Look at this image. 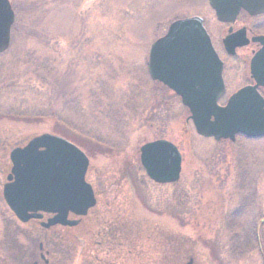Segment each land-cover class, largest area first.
I'll return each mask as SVG.
<instances>
[{
  "label": "rangeland",
  "instance_id": "obj_1",
  "mask_svg": "<svg viewBox=\"0 0 264 264\" xmlns=\"http://www.w3.org/2000/svg\"><path fill=\"white\" fill-rule=\"evenodd\" d=\"M11 2V45L0 53V264H264V138L199 135L181 98L147 70L171 23L215 24L208 0ZM43 133L90 159L98 204L77 239L20 221L3 196L5 155ZM158 138L182 152L176 183L154 182L141 164L140 147ZM253 225L262 248L235 254L233 236Z\"/></svg>",
  "mask_w": 264,
  "mask_h": 264
},
{
  "label": "water",
  "instance_id": "obj_2",
  "mask_svg": "<svg viewBox=\"0 0 264 264\" xmlns=\"http://www.w3.org/2000/svg\"><path fill=\"white\" fill-rule=\"evenodd\" d=\"M221 21H232L244 9L251 14L264 13V0H209ZM16 13L10 0H0V53L12 38ZM230 38L226 40L228 43ZM247 42V41H245ZM244 44V43H240ZM148 70L181 95L198 134L216 140H236L242 133L254 138L264 135V98L252 87L234 94L222 106V66L212 46L203 18L192 16L171 23L168 32L150 48ZM220 85L215 95H198L195 82ZM11 171L3 187L6 203L19 220L43 219L41 225L76 226L97 203L95 190L86 180L89 157L76 144L56 134L43 133L10 152ZM140 159L146 174L159 184L179 181L182 154L166 139L147 142L140 147ZM191 264V263H189Z\"/></svg>",
  "mask_w": 264,
  "mask_h": 264
},
{
  "label": "flooded vegetation",
  "instance_id": "obj_3",
  "mask_svg": "<svg viewBox=\"0 0 264 264\" xmlns=\"http://www.w3.org/2000/svg\"><path fill=\"white\" fill-rule=\"evenodd\" d=\"M214 14L215 24L204 17L203 22L222 66L223 90L219 103L226 105L229 98L246 87L254 88L264 98V13L241 11L232 21H221ZM228 38L230 41L227 43ZM193 86L198 95H215L212 91L220 87L218 84L211 85L210 81L205 84L195 82ZM207 86L214 90L209 91ZM261 138L264 136L254 139ZM49 216L51 214H45L44 220ZM31 222L40 224L38 219H32ZM50 253L43 249L41 256L47 261Z\"/></svg>",
  "mask_w": 264,
  "mask_h": 264
},
{
  "label": "trees",
  "instance_id": "obj_4",
  "mask_svg": "<svg viewBox=\"0 0 264 264\" xmlns=\"http://www.w3.org/2000/svg\"><path fill=\"white\" fill-rule=\"evenodd\" d=\"M8 155L9 153L7 152V155H5V159L2 162V163H5V165H7L9 162ZM1 167L4 170V172H7V168H5L3 164H1ZM83 224H80L78 227L67 228V230H69L70 232V235L73 234L74 236L73 239H77L76 230H78L79 227L82 226ZM261 224H262V221H261ZM242 231H243L242 236H239V235L233 236V240H232L233 252L235 254L238 253L239 255H244L245 253L252 251L254 249L262 248L263 234H262L261 228H259L257 225H253L249 229L248 228H246L245 230L242 229ZM78 235L80 236L81 234L78 232Z\"/></svg>",
  "mask_w": 264,
  "mask_h": 264
}]
</instances>
